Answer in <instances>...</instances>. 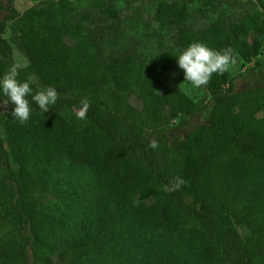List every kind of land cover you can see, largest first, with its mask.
Returning <instances> with one entry per match:
<instances>
[{
    "label": "trees",
    "instance_id": "trees-1",
    "mask_svg": "<svg viewBox=\"0 0 264 264\" xmlns=\"http://www.w3.org/2000/svg\"><path fill=\"white\" fill-rule=\"evenodd\" d=\"M4 1L0 79L17 65L2 37L10 22L28 60L17 79L33 94L54 87L59 98L44 113L27 96L32 113L23 124L13 104L0 106V264H81L100 240L94 231L57 251L40 235L50 191L27 145L46 161L88 168L139 231L175 245L173 264H264V55L252 67L257 78L240 75V87L228 72L213 74L202 98L162 79L168 58L183 51L173 45L201 42L250 57L245 42L258 50L264 22L232 27L229 41L219 27L189 25L176 0H153L148 18L133 19L142 41L120 49L126 17L114 0H40L22 14ZM123 1V12L135 11ZM85 98L86 119H77ZM176 177L185 183L172 190Z\"/></svg>",
    "mask_w": 264,
    "mask_h": 264
},
{
    "label": "rangeland",
    "instance_id": "rangeland-1",
    "mask_svg": "<svg viewBox=\"0 0 264 264\" xmlns=\"http://www.w3.org/2000/svg\"><path fill=\"white\" fill-rule=\"evenodd\" d=\"M38 1L40 0H14L13 6L22 14ZM176 1L185 7L189 25L195 28L214 25L227 32L229 41H233L232 27H243L254 17H258L261 23L264 22V0ZM114 2L121 16L126 17L127 26L125 29H118V44L120 49H129L133 44L142 41L139 21L133 19L139 13L143 20L148 18L147 10L153 0H129L135 11L128 10L126 13L123 12L126 6L123 0ZM5 12L6 3L0 0V18ZM172 35L168 38L170 42ZM2 37L11 45L15 63L20 68L26 67L28 60L16 47V35L11 30L10 22ZM239 37L244 38L242 35ZM250 40L244 46V51L249 52L250 57L237 54L236 64L227 71L230 78H237L238 86L242 74H248L251 79L257 78L252 67L254 61L264 55V37H257V51L252 48ZM173 47L177 52L186 49L181 45ZM167 63V72L162 77L166 83L189 89L198 98L205 96L206 92L202 87L193 88L185 81L184 72L178 67L176 57H169ZM1 109L6 108L2 106ZM185 133L186 131L181 132L183 135ZM23 151L34 170L42 174L48 182L49 197L39 212L40 235L47 243L53 244L54 249L59 251L73 240L97 231L100 240L95 250L86 255L81 264H173L177 251L175 245L139 231L132 223L127 209L112 204L104 195L97 178L88 168L72 166L66 160L46 161L40 151L28 145Z\"/></svg>",
    "mask_w": 264,
    "mask_h": 264
},
{
    "label": "clouds",
    "instance_id": "clouds-1",
    "mask_svg": "<svg viewBox=\"0 0 264 264\" xmlns=\"http://www.w3.org/2000/svg\"><path fill=\"white\" fill-rule=\"evenodd\" d=\"M236 55L231 47L216 51L204 43L194 42L183 50L176 59L178 67L184 72L185 81L189 82L193 88L198 89L207 85L213 74L223 75L229 71L236 64ZM18 68V65H13L0 79V88L6 97L0 106L13 104L15 107L12 116L23 124L29 120L32 113L27 96L31 95L32 100L44 113L50 110L49 106L54 105L59 96L56 89L51 86L41 88L33 94L30 82H21L17 79ZM89 108V100L87 98L82 99L80 106L74 109L77 119H86ZM150 147H158L155 139L150 142ZM184 183L182 178H174L172 190H178Z\"/></svg>",
    "mask_w": 264,
    "mask_h": 264
}]
</instances>
